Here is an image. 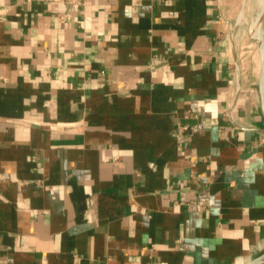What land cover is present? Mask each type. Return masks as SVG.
Masks as SVG:
<instances>
[{
  "label": "crops",
  "instance_id": "1",
  "mask_svg": "<svg viewBox=\"0 0 264 264\" xmlns=\"http://www.w3.org/2000/svg\"><path fill=\"white\" fill-rule=\"evenodd\" d=\"M253 2L0 0V264L264 252Z\"/></svg>",
  "mask_w": 264,
  "mask_h": 264
},
{
  "label": "water",
  "instance_id": "2",
  "mask_svg": "<svg viewBox=\"0 0 264 264\" xmlns=\"http://www.w3.org/2000/svg\"><path fill=\"white\" fill-rule=\"evenodd\" d=\"M260 45V67H259V79H258V94L260 98V104L264 113V40L259 41ZM244 264H264V252L260 255L252 258Z\"/></svg>",
  "mask_w": 264,
  "mask_h": 264
},
{
  "label": "bare ground",
  "instance_id": "3",
  "mask_svg": "<svg viewBox=\"0 0 264 264\" xmlns=\"http://www.w3.org/2000/svg\"><path fill=\"white\" fill-rule=\"evenodd\" d=\"M263 1H264V0H260V2H261V6H262V11H263V6H264ZM259 5H260V4H259ZM261 6H260V7H261ZM260 7H259V8H260ZM258 10H259V9H258ZM262 11H260V13H261ZM255 13H256V12H255ZM259 15H261V14H259ZM260 17H261V16H260ZM260 17L257 16L256 19L254 20V22L252 21V22H253V23H252V24H253V29H252L253 32H252V33H253L254 35H256V37H258V38H260L261 35H262V30H261V27H260V23H261V22H260ZM252 24H251V25H252Z\"/></svg>",
  "mask_w": 264,
  "mask_h": 264
},
{
  "label": "rangeland",
  "instance_id": "4",
  "mask_svg": "<svg viewBox=\"0 0 264 264\" xmlns=\"http://www.w3.org/2000/svg\"><path fill=\"white\" fill-rule=\"evenodd\" d=\"M260 4V5H259ZM263 4H264V1H263ZM261 6V2H260V0H254V2H253V7L257 10V12L254 14V17L252 18V20H250L251 22L252 21H254V19H256V17L257 16H262V15H264V6H263V11H262V6ZM260 7V8H259ZM259 9V10H258ZM260 11H262L261 13H260ZM259 14H261V15H259ZM261 18V17H260ZM252 29H253V26H252ZM253 31V30H252ZM264 35V34H263Z\"/></svg>",
  "mask_w": 264,
  "mask_h": 264
},
{
  "label": "built area",
  "instance_id": "5",
  "mask_svg": "<svg viewBox=\"0 0 264 264\" xmlns=\"http://www.w3.org/2000/svg\"><path fill=\"white\" fill-rule=\"evenodd\" d=\"M66 1L75 3V2H79V1H85V0H66Z\"/></svg>",
  "mask_w": 264,
  "mask_h": 264
}]
</instances>
